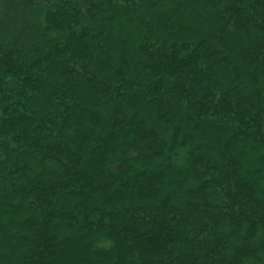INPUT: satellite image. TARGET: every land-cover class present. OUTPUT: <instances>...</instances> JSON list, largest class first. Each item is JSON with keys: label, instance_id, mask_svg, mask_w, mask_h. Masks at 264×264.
Segmentation results:
<instances>
[{"label": "trees", "instance_id": "trees-1", "mask_svg": "<svg viewBox=\"0 0 264 264\" xmlns=\"http://www.w3.org/2000/svg\"><path fill=\"white\" fill-rule=\"evenodd\" d=\"M0 264H264V0H0Z\"/></svg>", "mask_w": 264, "mask_h": 264}]
</instances>
